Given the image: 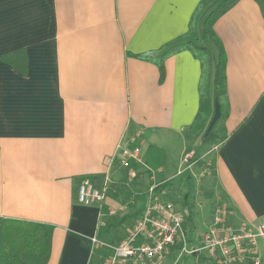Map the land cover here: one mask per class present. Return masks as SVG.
<instances>
[{"label":"crops","instance_id":"obj_1","mask_svg":"<svg viewBox=\"0 0 264 264\" xmlns=\"http://www.w3.org/2000/svg\"><path fill=\"white\" fill-rule=\"evenodd\" d=\"M223 1L210 3L207 14ZM200 2L0 0V57L20 52L28 62L25 70L0 61V234L5 219L46 224L53 228L46 264H107L112 251L93 240L123 241L142 214L151 184H159L164 199L175 196L170 184L188 152L194 158L187 170L200 174L201 185L195 202L188 194L180 197L177 211L188 212L185 231L208 199V231L219 208L228 211L220 236L243 224L253 230L264 224L259 4L240 0L214 24L226 55V98L222 103L215 96L213 73L212 114L201 134L193 127L200 109V60L183 50L165 60L161 74L155 63L137 57L185 35ZM204 20L190 41L211 49L216 66L221 49L203 40ZM215 129L223 136L205 144ZM175 140L179 145L167 162ZM197 140L198 151L208 146L199 157ZM135 146L141 148L142 163H133L137 177L131 179L119 159ZM85 180L96 190L107 188L103 204L79 201ZM120 189L126 190L123 203L115 199ZM215 190L220 192L216 201ZM121 204L130 210L119 213ZM202 235L193 234L188 248H198ZM256 245L264 264V237ZM182 248L171 247L161 264H224Z\"/></svg>","mask_w":264,"mask_h":264},{"label":"built area","instance_id":"obj_2","mask_svg":"<svg viewBox=\"0 0 264 264\" xmlns=\"http://www.w3.org/2000/svg\"><path fill=\"white\" fill-rule=\"evenodd\" d=\"M194 153L184 155V163L192 164ZM114 158L109 163L114 162ZM120 163L128 169L129 177L135 179L137 170L133 163H142L141 148L138 146L122 151ZM159 184L153 183L148 190L147 201L140 218L117 245L101 242L95 238L94 244L107 248L113 255L107 264H118L133 261L134 264H161L171 247L182 244L183 252L193 255L205 252L211 259L224 264H240L250 260L253 264H260L257 256L256 241L264 237V224L253 230L247 225L238 229L229 228L223 236L222 224L225 223L228 211L219 208L215 215V225L201 236L198 248H188V238L184 229L188 212H179L172 202L167 201L158 191ZM107 188L96 190L89 180H85L79 193V201L83 204L100 203L106 200Z\"/></svg>","mask_w":264,"mask_h":264},{"label":"trees","instance_id":"obj_3","mask_svg":"<svg viewBox=\"0 0 264 264\" xmlns=\"http://www.w3.org/2000/svg\"><path fill=\"white\" fill-rule=\"evenodd\" d=\"M215 0H201L191 20L190 30L172 42L162 46L158 51L137 55L138 58L155 63L161 74L164 72V62L170 56L183 50H191L195 58L202 64L203 74L200 87V109L193 124L196 133H203L212 114L210 81L214 73L215 96L224 103L226 98V55L214 31L217 19L231 9L240 0H225L206 18L202 38L213 40L221 49L220 59L216 66L213 53L208 47L195 45L190 39L195 34V27L203 11ZM264 15V0H255ZM20 52L0 57V61L8 63L17 69L27 70V58L22 59ZM27 57V56H25ZM24 70V71H25ZM159 189V188H158ZM185 226V224H184ZM109 230V229H108ZM53 228L42 223L5 219L2 221L0 234V264H46L52 248ZM108 254V252H105Z\"/></svg>","mask_w":264,"mask_h":264},{"label":"rangeland","instance_id":"obj_4","mask_svg":"<svg viewBox=\"0 0 264 264\" xmlns=\"http://www.w3.org/2000/svg\"><path fill=\"white\" fill-rule=\"evenodd\" d=\"M207 8L205 9V11H203V14H201L200 16V19H199V22L204 20V18L208 17L209 14H207ZM206 18L204 20V24H205V21H206ZM203 22V21H202ZM195 30H197V26L194 28ZM203 29H204V25H203ZM220 129V128H219ZM219 129H215L213 131V135L210 134L208 136H205L204 137V141L205 144H208V141H211L212 139V136H217L218 138H221L223 135L222 134H219ZM222 133V132H221ZM199 140H197V142L195 143V146H194V150L197 152L198 149H199ZM179 145V143L175 140L173 142V144L171 145V147L169 148V150H167V155H169L170 159L167 161V162H172L173 160L171 158L174 157V147H177ZM207 149H208V146H206L205 148H203V154L207 152ZM164 151V150H163ZM162 151V152H163ZM202 151H198V157L201 156L202 154ZM206 162H207V158L206 159H203L202 161V167L206 165ZM199 163V162H198ZM119 164V163H118ZM200 164V163H199ZM199 164H197L195 167H198ZM180 171V173H179ZM178 173L175 178L172 180L171 184H170V187L173 191H175V196H173L172 198H167V200L169 199V201H171L174 206H175V209L177 210V208L180 206V197L185 195V194H188L191 196L192 199H190V201H193L195 202L198 198V189H199V186L201 185V179H200V174L196 176L193 174L194 171H192L191 169L188 171L187 170V165L185 164L184 167L180 170L179 169ZM209 178V176L207 177ZM128 190V189H127ZM126 190L124 189H120V192L119 194L115 197V199H118L121 203H123V199L125 197V192ZM217 193L215 194L214 196V201L218 200V197H219V193L217 190H215ZM106 198H107V194H106ZM204 201V205L202 207V212L201 213H198L197 216H196V219L194 221V223L190 222L189 223V227L188 229L186 230V234H187V237L188 239H190L191 236H195V234H204L206 232H208V225H209V217L211 216V208H212V205L210 202V199H208V203ZM195 204V203H194ZM124 209L123 211H120L119 210V213H123L125 212L127 209L130 210V208H128L127 205L125 204H121ZM127 208V209H126ZM117 210V209H116ZM190 212V210H189ZM120 233V232H119ZM118 233V235H119ZM122 234V233H121ZM108 241V240H107Z\"/></svg>","mask_w":264,"mask_h":264}]
</instances>
